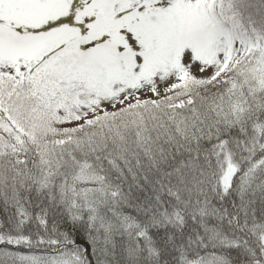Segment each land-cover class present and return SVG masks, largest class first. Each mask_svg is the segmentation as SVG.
Listing matches in <instances>:
<instances>
[{"label": "snow or ice", "instance_id": "snow-or-ice-1", "mask_svg": "<svg viewBox=\"0 0 264 264\" xmlns=\"http://www.w3.org/2000/svg\"><path fill=\"white\" fill-rule=\"evenodd\" d=\"M0 264H264V0H0Z\"/></svg>", "mask_w": 264, "mask_h": 264}]
</instances>
